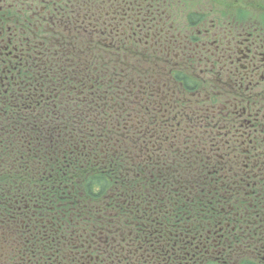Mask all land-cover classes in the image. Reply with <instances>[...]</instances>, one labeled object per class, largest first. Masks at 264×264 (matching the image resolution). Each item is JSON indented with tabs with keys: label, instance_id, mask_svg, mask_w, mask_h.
<instances>
[{
	"label": "flooded vegetation",
	"instance_id": "obj_1",
	"mask_svg": "<svg viewBox=\"0 0 264 264\" xmlns=\"http://www.w3.org/2000/svg\"><path fill=\"white\" fill-rule=\"evenodd\" d=\"M58 45L99 65L102 112L170 132L208 115L200 159L236 161L207 174L215 200L181 230L101 216L75 236H6L0 264H264V0H0V111Z\"/></svg>",
	"mask_w": 264,
	"mask_h": 264
},
{
	"label": "trees",
	"instance_id": "obj_2",
	"mask_svg": "<svg viewBox=\"0 0 264 264\" xmlns=\"http://www.w3.org/2000/svg\"><path fill=\"white\" fill-rule=\"evenodd\" d=\"M58 47L0 111V241L54 230L75 236L101 216L113 221L139 214L152 227L154 219L156 229L172 232L183 229L182 221L201 219L209 209L202 205L215 200L207 195L214 188L207 174L228 172L236 161L200 159L206 154L198 119L208 115L194 114L185 131L175 132L153 126L142 112L137 119L110 117L102 112L99 65L89 76L86 63L76 55L65 61L64 46ZM122 199L133 208L111 204Z\"/></svg>",
	"mask_w": 264,
	"mask_h": 264
}]
</instances>
